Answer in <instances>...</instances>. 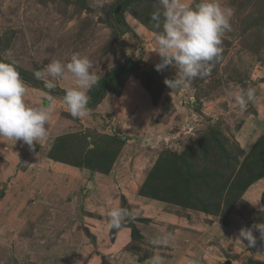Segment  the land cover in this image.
I'll use <instances>...</instances> for the list:
<instances>
[{"label": "rangeland", "instance_id": "1", "mask_svg": "<svg viewBox=\"0 0 264 264\" xmlns=\"http://www.w3.org/2000/svg\"><path fill=\"white\" fill-rule=\"evenodd\" d=\"M122 1L0 0V61L14 62L29 104L51 110L48 138L33 148L0 137V264H86L94 255L99 264H114L104 245L136 255L140 264L154 254L165 264H177L175 257L190 264H264L259 232L253 229L255 246L239 237L242 227L264 223V191L251 189L264 179V0H220L234 10L221 58L210 76L174 89L164 80L175 78V68L155 70L161 62L151 19L157 0ZM73 53L87 56L100 77L87 93L90 113L81 118L63 103L70 75L55 79L51 90L34 77L35 70L56 59L67 63ZM130 62L136 67L127 78L105 81ZM234 85L256 90L243 110L227 95ZM143 132L150 137L144 145L136 140ZM250 133L255 138L245 145L242 134ZM171 152L178 155L172 161ZM157 163L166 184L148 180ZM84 181L103 182L109 199L95 192L83 204ZM146 182L160 184L154 194L162 201L149 197ZM134 195L156 201L152 211L173 217L165 223L183 224L177 225L185 233L178 250H171L172 238L167 245L153 244L149 232L143 238L141 227L165 223L131 210ZM113 206L131 212L120 228L136 231L128 245L114 244L115 229L87 228L97 215L109 223Z\"/></svg>", "mask_w": 264, "mask_h": 264}, {"label": "clouds", "instance_id": "2", "mask_svg": "<svg viewBox=\"0 0 264 264\" xmlns=\"http://www.w3.org/2000/svg\"><path fill=\"white\" fill-rule=\"evenodd\" d=\"M159 7L151 14L156 43L154 51L161 57L155 65L160 72L172 66L176 70L174 79H165L170 89L188 88L196 78L211 75L214 62L223 53L222 37L231 31L230 18L234 14L231 7L222 6L220 0H157ZM103 6V0H97ZM92 63L87 56L73 53L67 63L59 59L52 60L42 70H35L34 77L44 82L51 90L56 87L57 78L72 79V86L66 88L63 103L67 105L73 118L85 117L90 113L88 92L100 83V77L91 71ZM51 77V79H49ZM27 89L14 62L0 61V137L22 141L29 148L34 141L39 144L48 138L51 110L48 107L29 104L26 100ZM227 95L243 110L249 101H253L256 90L252 87L234 85ZM264 207V206H262ZM108 228L119 230L131 216V212L121 206L108 210ZM253 229L264 240V223L242 227L239 237L247 240L248 246H255ZM171 233L164 232L153 240L155 245H167ZM149 264H165V258L154 254Z\"/></svg>", "mask_w": 264, "mask_h": 264}, {"label": "crops", "instance_id": "3", "mask_svg": "<svg viewBox=\"0 0 264 264\" xmlns=\"http://www.w3.org/2000/svg\"><path fill=\"white\" fill-rule=\"evenodd\" d=\"M191 101H193V100H191ZM261 121L264 122V120H261ZM195 123H197V122H195ZM196 126H197V124H194L193 125V127H196ZM142 130L145 131L146 128H142ZM244 132H245V130H244ZM253 134L254 133H250L247 136H246V134H242V136L244 138V141L246 142L245 145H247V144H250L251 145L252 144L253 138H255V137H252ZM139 135H140V137L137 138L136 140L140 139L141 140L140 143L142 142V145H144L145 143H149L148 142V140L150 139V137H148L149 135L148 136H145L144 132H143V134L139 133ZM181 137H184L183 141L185 143L186 142V136H183V134H182ZM188 140H190V139L188 138L187 141ZM241 140H242V138H241ZM178 141H182V140H180V139L177 140L176 141V144H177ZM150 142H151V140H150ZM147 145H150V144H147ZM245 145L242 144L243 149H246V147H249V146H245ZM153 147H155V146H153ZM92 182L93 181H90V182L84 181L85 187H87V188H86V190L84 192L85 195L84 196H81V197H83L82 200H81V202L83 204H85L86 203V199L88 197H94V193L95 192L99 195V197L101 195H103V194L104 195L106 194L105 195V198L108 200L109 199V194L108 193H104L105 192V190H104V183L101 182V183H97L96 185H94V184H92ZM257 187L260 188L259 191H262V190L264 191V179L263 180H260V182H258L255 185H253L251 189L253 190V189L257 188ZM69 193L71 194V192H69ZM74 195H75V193L73 194V196ZM254 196L255 197L258 196V198H259V195H257V194H255ZM76 197H80V196L78 195ZM100 198H102V197H100ZM253 200H256V198L253 199ZM156 203H157L156 201H152V200L150 201V199L147 200L145 198L138 197V196H135L134 195V197L132 198L131 204H133L135 206L132 207L131 210H135L136 209L135 207L140 208V210H141L140 212L143 213V216H144L145 219L148 218V219H152L153 220V218H155L154 221L156 223H159V222H164L165 223L167 220H169V218L171 220V218H173V217H169L166 220V217H165V214L166 213L165 212H162V210H160V211H152L151 210L150 207L156 206L157 205ZM257 203L258 202L255 201V204L256 205H257ZM100 217L101 216L97 215V217L92 218V221H96V222H93L92 226H90L89 223L92 222V221H90L87 224V228L90 231H92V230L95 229V230H100V231H102L104 233L105 232H109L108 222L104 220V218H103L104 216L102 217L103 219H101ZM150 223H151L150 225H144L143 227L140 228V234L143 236L144 239L146 237L148 238V235H146V232L147 233L148 232L150 233V237H152V235H153L156 238V237L162 235L164 233L165 229H167L168 227L169 228L172 227L173 228V230L171 232L172 241L170 242V244H172V246H170L171 247V250L172 251H176V250H178L181 247V241H180L181 238H180V236H182V234H185V233L182 231V228L178 227L177 225H179V226L181 225V227H182V225H183L182 223L181 224H177L176 222H174V223H165L164 226L157 227V228L154 227L153 222H150ZM83 226H85V225H83ZM102 228H103L104 231L102 230ZM117 241H119V243H120L121 246L128 245L130 243V241H131V229H129V228L127 229L126 228L125 231H122V229L117 230L114 244ZM104 247H105L104 250L109 254L108 255L109 256V259L111 261H113L114 264H140L138 262V260H137L136 255L134 256V254L132 255V253L131 254L130 253H126L121 248H120L121 250L120 249H116L115 250L110 245H108V246L104 245ZM176 261H177V264H190L191 263V262H189L187 260L186 261H180L179 259H177V257H175V262ZM144 262H148L149 263V261H147V260L146 261H143V264H144ZM86 264H99V257L97 255L90 256L87 259Z\"/></svg>", "mask_w": 264, "mask_h": 264}, {"label": "trees", "instance_id": "4", "mask_svg": "<svg viewBox=\"0 0 264 264\" xmlns=\"http://www.w3.org/2000/svg\"><path fill=\"white\" fill-rule=\"evenodd\" d=\"M130 3V1L129 0H123L122 1V5L123 6H127V4H129ZM115 7V6H114ZM113 7V9H112V12L113 13H115V14H117L118 13V9H119V7L118 6H116L115 8ZM135 65V66H134ZM134 67H136V64L134 63V62H130L129 63V66L128 65H125V66H120L117 70H115V71H112V72H110L107 76H106V78H105V81L107 80V82H109V83H111V82H113L114 80H118L119 78H127V76L130 74V73H132V72H134ZM106 87H102L101 89H99L98 90V95L101 93V92H103V90L105 89ZM100 95H102V94H100ZM101 97V96H100ZM100 97H98L97 95H96V97L94 96V101L96 100H99L100 99ZM89 106V105H88ZM201 135V134H200ZM196 139V138H195ZM195 139H193V140H191V141H189V143H188V145L187 146H189V145H192V141H196ZM186 146V147H187ZM173 157L170 159V161H172V159L173 158H176L178 155H175L174 153H170ZM111 156H112V158L111 159H113V157L115 156V154H110ZM51 158V157H50ZM110 159V158H109ZM167 161V160H166ZM163 170H165V169H163V168H161V163L160 164H156V166L153 168V170H152V172L150 173V177L148 178V180H152V179H154V180H159V183L161 184V183H164V184H166V181H164L165 180V178H164V172H163ZM188 173H189V170H188ZM186 174V177L185 178H189V174ZM259 177L260 176H257L256 177V179H259ZM181 179V177L179 176V178H178V180H180ZM256 179H254L253 181H255ZM177 180V181H178ZM183 180H185L184 178H183ZM253 183V182H252ZM146 184H151V185H147L146 186V188L147 189H149V197L150 198H152V199H163V198H158L157 197V193L156 194H154V192H157V190H158V188H159V185L160 184H158V183H147L146 182ZM188 184H189V181H188ZM250 184H251V182H250ZM190 185V184H189ZM179 187H186V186H184V185H176V190L179 188ZM173 192H175V189L173 190ZM177 192V191H176ZM162 201V200H161ZM163 201H165V200H163ZM131 234L132 235H135L136 234V231H135V229H133V227H132V230H131Z\"/></svg>", "mask_w": 264, "mask_h": 264}, {"label": "water", "instance_id": "5", "mask_svg": "<svg viewBox=\"0 0 264 264\" xmlns=\"http://www.w3.org/2000/svg\"><path fill=\"white\" fill-rule=\"evenodd\" d=\"M226 264H229V262H226Z\"/></svg>", "mask_w": 264, "mask_h": 264}]
</instances>
